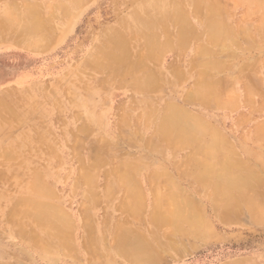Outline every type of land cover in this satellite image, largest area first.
Masks as SVG:
<instances>
[{
	"label": "rangeland",
	"instance_id": "374dc122",
	"mask_svg": "<svg viewBox=\"0 0 264 264\" xmlns=\"http://www.w3.org/2000/svg\"><path fill=\"white\" fill-rule=\"evenodd\" d=\"M142 1L0 0V264H264V3L171 0L181 11L161 25L182 44L108 47ZM11 8L38 11L35 47L6 24ZM209 83L213 98H190ZM173 106L216 130L214 158L210 133L156 129ZM209 162L249 181L231 208L197 179ZM184 199L199 233L161 222ZM126 238L151 256H126Z\"/></svg>",
	"mask_w": 264,
	"mask_h": 264
},
{
	"label": "bare ground",
	"instance_id": "6f19581e",
	"mask_svg": "<svg viewBox=\"0 0 264 264\" xmlns=\"http://www.w3.org/2000/svg\"><path fill=\"white\" fill-rule=\"evenodd\" d=\"M191 1H193L194 3L197 2V0ZM248 2L249 4L264 3V0H248ZM172 3L173 2L171 0H143L141 3H138L136 6H134L133 10L135 11L129 18L120 23L118 28H113L109 34L107 33V46L113 48L116 51L120 50L121 52L125 53L129 52V49L131 47L136 50L143 49V56L145 58L146 55L150 54V51H152L154 48L169 49L173 47L174 42L176 41L182 44V41H184V36H181L177 39L176 37L172 36V34L169 32L168 27L161 25L162 23H166L169 20V17L173 13V11H181V8L178 7L179 5L172 8ZM209 15L210 14L208 13V16ZM5 19L6 24L9 26V28L14 33L20 35V41L22 42V44H25L28 47H35V45L40 42V40L36 37H38V35H41V33L43 32L44 23L43 20L40 19L38 11L36 9L27 8L25 10H17L16 8H11L6 13ZM220 26L221 25L214 24V27ZM156 30H160L165 34L164 40L158 37ZM216 32L219 35H223L225 38L229 35V31L227 29H224V27L220 29L216 28ZM217 37L218 36L216 34L215 39H213L217 41ZM222 46H224V43L222 44ZM110 54L113 60L119 59L118 56L113 52ZM220 65L221 63H219L218 61L210 63V67L216 69L219 68ZM145 83L146 85H148L149 79H147ZM215 88L216 87L212 84L210 85V83L201 84L199 85L198 92L191 94L190 98H193V96L197 95L198 97L200 96L205 100H209L210 98H213ZM166 114L167 115H164V117H162L159 125L156 126V129L162 135L174 134L177 136L180 142L186 143L192 142L198 132H208L212 136L211 140L215 137V141L209 144V147L203 150L204 154L207 157H210V159L214 158L213 155L218 149L219 144L218 141H216V137L218 134L215 129L206 126L200 121H197L192 117V115L189 114L188 111L180 107L173 106L168 110ZM235 167L236 165L234 163L224 162L221 164V171H217L216 166L213 163L209 162L203 163V165H201L200 171L197 173V179H199L200 181H205L206 183H212L215 194L218 197H223L225 205L229 208H231L233 201L235 200V194L237 192H244L249 188V181L247 178L238 176L235 177L230 175L231 171ZM190 204L191 201L188 199H184L180 206L173 204V208H170V211H163L162 213H159V216L161 215V222H165L167 220L166 213H169L175 217L173 224L176 225V229L179 232L185 231V227L187 226L190 233H199L202 228L201 218L195 212L189 213L187 211L188 205ZM191 208L192 207H190V209ZM45 209L47 210L48 207H45ZM51 211L56 212L54 209H51ZM54 214L56 215L57 213ZM60 223H62L63 225L64 221L61 220ZM124 243L126 247L124 254L126 256H131L133 258H148L152 254V248L148 243H146L145 240L138 238H126L124 240ZM144 261L147 260H143V263H145Z\"/></svg>",
	"mask_w": 264,
	"mask_h": 264
}]
</instances>
